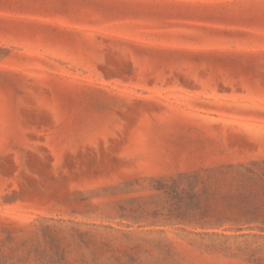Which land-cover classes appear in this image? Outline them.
Here are the masks:
<instances>
[{"label":"rangeland","instance_id":"rangeland-1","mask_svg":"<svg viewBox=\"0 0 264 264\" xmlns=\"http://www.w3.org/2000/svg\"><path fill=\"white\" fill-rule=\"evenodd\" d=\"M0 264H264V0H0Z\"/></svg>","mask_w":264,"mask_h":264}]
</instances>
